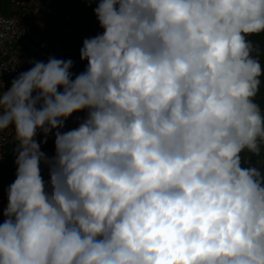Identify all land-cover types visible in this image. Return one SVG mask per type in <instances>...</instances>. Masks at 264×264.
<instances>
[{"label":"clouds","instance_id":"1","mask_svg":"<svg viewBox=\"0 0 264 264\" xmlns=\"http://www.w3.org/2000/svg\"><path fill=\"white\" fill-rule=\"evenodd\" d=\"M86 2L83 72L0 79V264H264V0Z\"/></svg>","mask_w":264,"mask_h":264},{"label":"built area","instance_id":"2","mask_svg":"<svg viewBox=\"0 0 264 264\" xmlns=\"http://www.w3.org/2000/svg\"><path fill=\"white\" fill-rule=\"evenodd\" d=\"M95 7L86 0H0V79L5 88L27 71L31 62H47L51 55L71 59L73 76L83 72L87 66L80 60L83 40L102 32L93 12ZM85 115L74 113L64 131L77 127ZM49 143L54 144L53 137ZM12 148L11 130H6L0 134V211L7 206V189L16 178ZM41 150L52 156L44 146ZM42 174L47 181L46 168Z\"/></svg>","mask_w":264,"mask_h":264},{"label":"rangeland","instance_id":"3","mask_svg":"<svg viewBox=\"0 0 264 264\" xmlns=\"http://www.w3.org/2000/svg\"><path fill=\"white\" fill-rule=\"evenodd\" d=\"M254 41L260 43L261 47L264 48V36H258L255 38ZM260 59H261V63L264 64V55H261ZM260 98L263 100L262 106H264V87L261 88ZM254 161H255V158H254ZM263 164H264V161H260L256 163V166L261 168Z\"/></svg>","mask_w":264,"mask_h":264},{"label":"trees","instance_id":"4","mask_svg":"<svg viewBox=\"0 0 264 264\" xmlns=\"http://www.w3.org/2000/svg\"><path fill=\"white\" fill-rule=\"evenodd\" d=\"M256 37H258V36L252 37L251 39L255 40ZM260 95H258L257 101L263 105V100L260 98ZM42 146H44V148H46V150L48 151V153L50 155H54V144H52V143L48 144V142H47L46 145L43 144ZM261 169L264 170V164L262 165Z\"/></svg>","mask_w":264,"mask_h":264}]
</instances>
